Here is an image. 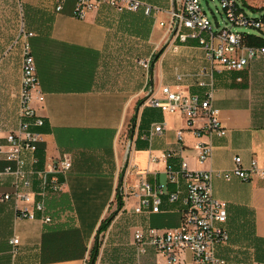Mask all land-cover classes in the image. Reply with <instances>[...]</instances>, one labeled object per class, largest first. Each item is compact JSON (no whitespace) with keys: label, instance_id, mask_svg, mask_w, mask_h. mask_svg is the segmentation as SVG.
<instances>
[{"label":"crops","instance_id":"crops-1","mask_svg":"<svg viewBox=\"0 0 264 264\" xmlns=\"http://www.w3.org/2000/svg\"><path fill=\"white\" fill-rule=\"evenodd\" d=\"M14 1L20 24L13 27L9 13L13 1L0 0V170L9 148L6 136L17 125L20 28L32 32L27 41L44 96L42 103L33 102L44 119L43 125L32 127L43 135L40 164L67 152L72 166L60 175L63 191L45 197L51 222L18 218L12 200L0 202V264H90L95 241L99 246L93 264H166L151 247L137 259L132 235L137 228L167 229L179 224L185 181L169 183L165 169L169 163L178 167L181 161L190 170H211L213 196L226 203L224 226L229 240L216 246V256L224 264H264V174L250 180L217 175L233 168L235 156L244 168L252 160L263 165L264 56L249 61L241 71L214 66L212 106L218 109L226 133L195 136L181 112L165 113L147 100L152 91L160 96L161 85L185 95L205 89L197 85L203 77L194 76L208 67L202 49L189 40L176 53L165 51L161 14L155 19L141 11H116L103 4L84 19H76L73 0H67L60 12L54 10L56 0ZM241 1L254 9L264 8V0ZM155 54H159L156 59ZM139 59L150 60L149 70ZM177 73L184 74L182 80H176ZM158 124L164 125L163 130L153 133ZM202 124L198 117L193 128ZM197 142L212 146L211 156L203 162L197 158ZM127 150L128 174L123 169ZM168 151L173 154L163 157ZM141 181L177 189L179 197L170 202L164 196L158 213H135L131 189ZM12 182V175L2 174L0 192L11 191ZM38 188L33 179L32 190ZM125 191L130 193L126 203ZM23 206L31 208L32 200H19L18 207ZM108 217H112L109 225L98 232ZM13 236L20 242L14 258L9 244ZM175 264L195 263L191 253L183 251Z\"/></svg>","mask_w":264,"mask_h":264},{"label":"built area","instance_id":"built-area-1","mask_svg":"<svg viewBox=\"0 0 264 264\" xmlns=\"http://www.w3.org/2000/svg\"><path fill=\"white\" fill-rule=\"evenodd\" d=\"M67 0H56L54 10L60 12ZM107 5L116 11L138 12L145 16L154 17L167 12L169 20H160L159 25L166 29L165 51L176 53L181 44L189 40L195 41L202 49L203 57L208 67H201L194 76L203 77L197 82L204 87L203 93L185 95L182 90L174 89L169 85H161L160 96L151 95L147 100L151 106L161 111L174 114L181 112L185 117L186 126L195 136L208 137L223 136L225 127L221 124L218 109L212 106L213 100V73L214 66L219 65L225 70L241 71L249 61L264 56V46L248 44L250 35L262 38L259 35L240 32L233 29L236 26L250 27L264 33L263 14L258 17L249 15L248 8L241 0H220L224 15V24L217 30L200 7L199 0H172L168 9L144 0H73L72 16L84 19L90 11L97 10L101 5ZM23 37L22 59L20 65V84L17 91V125L6 136L8 150L4 152L6 164L0 170L2 174L12 175L11 191L0 192V202L12 200L15 214L18 218L27 220L39 219L43 223L52 221L46 212L45 197L58 194L64 189V181L60 175L66 174L72 166L70 153L63 152L57 158L44 161L38 156L43 135L32 130V127L44 123L43 116L38 114L33 102L44 101L40 90V83L36 73L34 57L30 51L27 37L32 32L20 28ZM139 64L149 70L150 60L139 59ZM184 74L177 73L176 80H182ZM198 117L203 119L199 128H193ZM164 125L158 124L153 133H161ZM182 131L176 136L181 140ZM199 162L211 156L212 146L207 142H197L194 145ZM0 152H2L0 147ZM129 151H126L124 173L130 172ZM173 153L168 151L162 156L168 158ZM233 168L225 173H217L229 180L236 176L241 180H250L255 175L264 174V162L258 166L252 160L248 168L241 164L239 156L233 157ZM169 183H177L179 178L185 181L184 208L181 211L180 222L174 228L158 229L147 227L133 231V246L137 259L151 247L162 255L166 264H175L183 251H189L195 264H224V260L217 257V245L229 240V233L224 226L227 219L226 203L218 200L212 192L211 170H190L187 163L181 161L178 167L167 164L165 169ZM33 179H37L39 188L32 190ZM122 186H119L121 189ZM178 190H167L164 184H152L141 181L131 189V195L136 199L135 213H158L163 197L172 202L178 199ZM125 203L130 193L124 192ZM29 202L32 207H18V201ZM10 254L14 258L19 251V239L13 236L9 240Z\"/></svg>","mask_w":264,"mask_h":264},{"label":"rangeland","instance_id":"rangeland-1","mask_svg":"<svg viewBox=\"0 0 264 264\" xmlns=\"http://www.w3.org/2000/svg\"><path fill=\"white\" fill-rule=\"evenodd\" d=\"M12 1H13V4H12L13 9L10 10L9 13H10L11 21L13 20V23H11V21H10V23H11V25L13 24V27H14V24L19 23V15H18L19 12H18L17 5H16L15 1L14 0H12ZM156 1L157 2L159 1V3H161V4H159L160 7L168 9L170 7V3L172 0H156ZM199 4H200L201 9L203 10L205 15L207 16V18L211 22V25H212L214 30L215 29L217 30L218 28L223 26L224 15H223V11H222V8L220 5V0H199ZM247 8H248L249 15L252 17H258V15L264 14V8L263 9H256L255 8L254 9V8H250L249 6H247ZM161 15L163 16L164 20H169L170 15L167 12H165ZM15 19H16V23L14 22ZM159 27H161V26H159ZM160 29L162 31L163 27H161ZM233 29L236 31L251 33L254 35H259L261 37H264L263 32L258 31L257 29L250 28V27L236 26V27H233ZM163 31H165V30H163ZM161 49L162 48H160V50ZM169 59H170L172 64H174V62H176L175 61L176 59H171V58H169ZM192 67H193V65H190V68H192ZM127 130H129V129L127 128ZM126 141H127V132L124 133V136L122 138L123 147H125Z\"/></svg>","mask_w":264,"mask_h":264},{"label":"trees","instance_id":"trees-1","mask_svg":"<svg viewBox=\"0 0 264 264\" xmlns=\"http://www.w3.org/2000/svg\"><path fill=\"white\" fill-rule=\"evenodd\" d=\"M252 8V7H250ZM258 9H263L262 7L258 8ZM263 19H264V14H263ZM248 44L250 45H255V46H264V39L262 38H258V37H254L253 35H250L249 38H248ZM159 54H155L154 55V58H158ZM112 217H108L106 218L99 226L98 228V232L104 230L110 223ZM98 246H99V242L98 241H95L94 245H93V248H92V254L94 253V250L96 249V252H97V249H98Z\"/></svg>","mask_w":264,"mask_h":264},{"label":"water","instance_id":"water-1","mask_svg":"<svg viewBox=\"0 0 264 264\" xmlns=\"http://www.w3.org/2000/svg\"><path fill=\"white\" fill-rule=\"evenodd\" d=\"M165 44H166V43H165ZM150 77H151V75H150ZM133 127H134V122H132V124H131L130 136H131L132 133H133ZM95 253H96V249L94 250V253H93L92 257H91L90 264H93V262H94V259H95Z\"/></svg>","mask_w":264,"mask_h":264}]
</instances>
